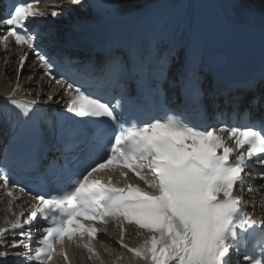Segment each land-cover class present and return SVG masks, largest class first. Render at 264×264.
Returning a JSON list of instances; mask_svg holds the SVG:
<instances>
[{
	"label": "snow or ice",
	"instance_id": "snow-or-ice-1",
	"mask_svg": "<svg viewBox=\"0 0 264 264\" xmlns=\"http://www.w3.org/2000/svg\"><path fill=\"white\" fill-rule=\"evenodd\" d=\"M44 2L17 0L11 11L0 14V44L5 52L11 48L10 40L29 49L49 83L59 85L67 96L66 111L107 127L88 162L59 187L33 193L0 168V189L11 197L10 205L22 198L13 189L31 198L26 216L24 211L13 213L16 220L0 228V264H9L10 252L21 264H55L54 257L68 264L66 243L85 249L90 260L103 264L94 246L101 238V224L116 227V243L131 254L132 261L144 264H264V219H252L260 214L258 206L251 205L249 211L242 203L244 196L236 194L239 189L260 199L259 209H264V119L202 124L175 113L147 120L126 117L123 97L114 103L105 101L70 81L56 71V61L42 47L37 26L48 16L78 12L85 7L84 0H50L44 8L37 6ZM113 7L126 11L122 5ZM232 8L238 15L253 14L244 0H232ZM260 15L264 20V9ZM180 56V62L171 67L166 57L158 56L159 77L167 81L179 70L189 91L199 95L204 88L201 74L185 65L183 52ZM27 57V52L19 56L18 78ZM110 67L118 74L125 64L113 58ZM259 84H264V75L250 81L249 89L255 91ZM19 87L17 80L13 92L4 98L5 107L10 103L28 117L36 101L17 99ZM47 99L54 96L49 94ZM259 100L256 95L251 103ZM129 172L145 187L113 183L114 177L126 181ZM129 226L143 238L135 247L125 242ZM33 244L35 252L29 251Z\"/></svg>",
	"mask_w": 264,
	"mask_h": 264
},
{
	"label": "bare ground",
	"instance_id": "bare-ground-1",
	"mask_svg": "<svg viewBox=\"0 0 264 264\" xmlns=\"http://www.w3.org/2000/svg\"><path fill=\"white\" fill-rule=\"evenodd\" d=\"M155 0H119L126 11L141 9ZM246 4L252 5L258 10L264 9V0H244ZM85 2V7L78 12L65 13L60 17H50L51 21L60 24V34H66L73 30H86L100 22L96 11L89 3ZM7 61V63H6ZM18 52L9 50L5 52L2 44H0V98L7 97L13 92L17 80L20 87L15 91V97H22L28 100H35L37 104L50 107H61L57 99L62 97L58 88L53 87L49 82L40 77L38 70L31 65V60L25 66L22 73L17 77L16 68L18 67ZM52 94L54 99L49 101L47 96ZM14 195H21L13 192ZM22 197V196H21ZM11 197L4 195L0 189V228L9 227V222H14L17 218L13 213L19 214L21 211L28 212V203L30 202L23 197L13 204H9ZM111 239L105 244H94L99 252L103 264H144L143 261H132L131 254L120 247L116 241L119 240V231H110ZM142 237L136 235V229L129 226L127 228L125 242L130 246H137L142 242ZM9 243L11 240L9 239ZM23 253L24 249H19ZM88 252L81 254L75 253L74 261L71 264H100V260H90ZM122 257V259H118ZM9 264H21V261L14 253L10 252L8 257ZM61 264H65L60 262ZM59 264V263H55Z\"/></svg>",
	"mask_w": 264,
	"mask_h": 264
}]
</instances>
